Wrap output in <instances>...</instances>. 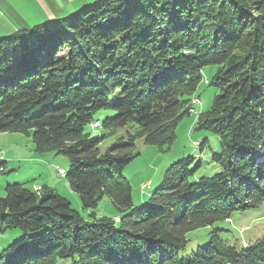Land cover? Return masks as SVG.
I'll return each mask as SVG.
<instances>
[{
  "label": "trees",
  "instance_id": "obj_1",
  "mask_svg": "<svg viewBox=\"0 0 264 264\" xmlns=\"http://www.w3.org/2000/svg\"><path fill=\"white\" fill-rule=\"evenodd\" d=\"M209 65L218 66L209 81L218 93L196 124L220 136L211 160L221 171L191 180L200 163L181 158L134 206L124 170L137 142L173 146ZM108 110L115 117H97ZM96 121L107 133L88 131ZM0 133L66 156L64 178L83 209L108 197L117 211L88 219L50 186L7 184L0 234L24 236L0 264H264V238L238 246L214 227L264 202V0H99L0 37ZM202 227H212L209 243L184 254Z\"/></svg>",
  "mask_w": 264,
  "mask_h": 264
},
{
  "label": "rangeland",
  "instance_id": "obj_2",
  "mask_svg": "<svg viewBox=\"0 0 264 264\" xmlns=\"http://www.w3.org/2000/svg\"><path fill=\"white\" fill-rule=\"evenodd\" d=\"M217 70V65H209L202 70V80L194 94V99H200L201 104L194 105L196 111L178 124L176 140L172 147L159 148L146 145L142 140L137 142L136 149L140 152V155L124 170V176L133 187L134 206H141L148 201L151 194L162 185L166 170L181 158L192 157L194 159L192 168L197 167L200 163L195 172V177H192L191 180L211 177L221 171L220 166L211 160L212 153L222 151L220 136L208 130H199L196 124L198 114L210 110L213 99L218 93L215 87L209 85V81L214 77ZM115 115L114 111L108 110L99 113L97 117L105 119L106 117L113 118ZM88 131L92 132L93 135L107 133V130L102 126L98 129L88 128ZM123 133V131H120L116 135L107 136L100 147L102 151L116 142ZM202 142H204L203 145H201ZM32 146L31 136L29 137L23 133H0V159H4L5 155H11L17 166L20 165V169L17 170L19 172L11 171L14 169L11 163H8L6 167L2 165L6 170L4 173L0 172V181L5 177H11L12 181L9 184H14L15 181L13 180L16 178L14 175L18 174V180L25 182L27 176L36 174V180L41 182V186L45 183V180L49 182L47 186L54 189L66 183L64 176L57 178L56 174L58 168H61V170L69 168V159L64 155H56L50 152L36 154L31 151ZM32 156H36L38 159H32ZM54 158L57 160L53 161ZM33 180L35 179L26 183V186L37 190L35 187L37 182ZM4 186H7V184ZM73 193L75 197H72L73 199L70 201L72 207L88 219L91 218L92 213L98 217H114L117 214L116 208L108 197H105L97 208L84 210L78 194ZM3 196H5V190L0 189V197ZM214 227L223 230L220 233L223 239L238 246H241L244 242L251 243L259 238H264V202L259 208L250 209L245 213L236 212L229 221L216 222ZM211 230L212 227H202L190 232L188 234L190 241L184 254L191 253L198 246L207 245L210 241L209 232ZM23 236L24 232L19 229L0 234V252ZM58 264L76 263L71 259H62L58 261Z\"/></svg>",
  "mask_w": 264,
  "mask_h": 264
},
{
  "label": "crops",
  "instance_id": "obj_3",
  "mask_svg": "<svg viewBox=\"0 0 264 264\" xmlns=\"http://www.w3.org/2000/svg\"><path fill=\"white\" fill-rule=\"evenodd\" d=\"M97 1L99 0H0V37L11 36L21 29H31L40 24H46L50 21L71 16L83 7L94 4ZM31 151L35 152L34 146L31 147ZM36 158L38 159V157L32 156V159ZM56 160V158L53 159V161ZM8 163L13 164L14 169L11 171L19 172L17 170L20 169V165L17 166V163L11 158V155H5L4 159L1 161V165H5L4 167H6ZM5 170L2 173H4ZM14 176H16V178H14L15 180L13 181L15 182L13 183L26 184L32 181V179H35L33 181L37 182L36 174L27 176L25 182L18 180V174ZM56 176L57 178H62L57 174ZM11 181V177H5L0 181V189L5 190L6 186L4 185L11 183ZM66 183L56 189L64 197L72 201V197H75L74 191L68 183ZM44 184H49L48 180H45ZM44 184H42V186ZM42 186L41 182L38 181L35 187L39 190Z\"/></svg>",
  "mask_w": 264,
  "mask_h": 264
},
{
  "label": "built area",
  "instance_id": "obj_4",
  "mask_svg": "<svg viewBox=\"0 0 264 264\" xmlns=\"http://www.w3.org/2000/svg\"><path fill=\"white\" fill-rule=\"evenodd\" d=\"M199 104H201V102H198ZM92 127L94 128V129H97L98 127H99V121H96V122H94V124L92 125ZM3 159H0V172H3L4 171V167L1 165V161H2ZM57 174H58V176H60V177H62V170H61V168H58V170H57ZM145 187V186H144Z\"/></svg>",
  "mask_w": 264,
  "mask_h": 264
},
{
  "label": "bare ground",
  "instance_id": "obj_5",
  "mask_svg": "<svg viewBox=\"0 0 264 264\" xmlns=\"http://www.w3.org/2000/svg\"><path fill=\"white\" fill-rule=\"evenodd\" d=\"M198 102H201V100L200 99L193 100V104H199ZM65 174H66L65 171L62 170V176H65Z\"/></svg>",
  "mask_w": 264,
  "mask_h": 264
}]
</instances>
